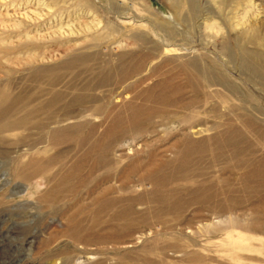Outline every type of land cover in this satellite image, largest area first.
<instances>
[{
    "label": "rangeland",
    "instance_id": "rangeland-1",
    "mask_svg": "<svg viewBox=\"0 0 264 264\" xmlns=\"http://www.w3.org/2000/svg\"><path fill=\"white\" fill-rule=\"evenodd\" d=\"M0 264H264V0H0Z\"/></svg>",
    "mask_w": 264,
    "mask_h": 264
},
{
    "label": "bare ground",
    "instance_id": "bare-ground-1",
    "mask_svg": "<svg viewBox=\"0 0 264 264\" xmlns=\"http://www.w3.org/2000/svg\"><path fill=\"white\" fill-rule=\"evenodd\" d=\"M73 219V218H72ZM79 238V237H78Z\"/></svg>",
    "mask_w": 264,
    "mask_h": 264
}]
</instances>
